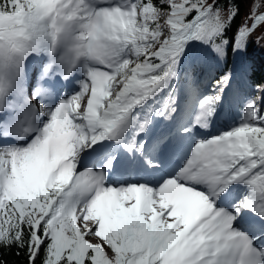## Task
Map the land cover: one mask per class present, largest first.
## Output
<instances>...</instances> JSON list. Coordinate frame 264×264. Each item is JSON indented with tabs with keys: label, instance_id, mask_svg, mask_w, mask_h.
I'll use <instances>...</instances> for the list:
<instances>
[{
	"label": "snow or ice",
	"instance_id": "6c2138e0",
	"mask_svg": "<svg viewBox=\"0 0 264 264\" xmlns=\"http://www.w3.org/2000/svg\"><path fill=\"white\" fill-rule=\"evenodd\" d=\"M257 48L264 0H0V264H264Z\"/></svg>",
	"mask_w": 264,
	"mask_h": 264
},
{
	"label": "trees",
	"instance_id": "16d2710c",
	"mask_svg": "<svg viewBox=\"0 0 264 264\" xmlns=\"http://www.w3.org/2000/svg\"><path fill=\"white\" fill-rule=\"evenodd\" d=\"M211 3L212 0H209ZM223 2V0H221ZM247 11L246 5H241V16L237 17L234 21L235 25H239L241 23V20L243 19V14ZM248 61L253 65L255 69V76L256 78H259L261 74H264V51H261L260 49H254L251 50L248 54ZM229 63H231V57H229ZM9 261H17V264H22L24 257L20 256L17 257L14 254L8 255L5 257Z\"/></svg>",
	"mask_w": 264,
	"mask_h": 264
},
{
	"label": "rangeland",
	"instance_id": "374dc122",
	"mask_svg": "<svg viewBox=\"0 0 264 264\" xmlns=\"http://www.w3.org/2000/svg\"><path fill=\"white\" fill-rule=\"evenodd\" d=\"M224 127V125H222V128Z\"/></svg>",
	"mask_w": 264,
	"mask_h": 264
}]
</instances>
